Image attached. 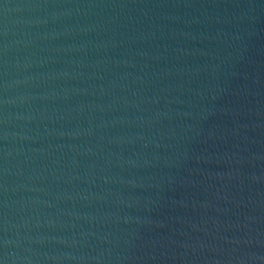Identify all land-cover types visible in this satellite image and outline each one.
<instances>
[{
  "label": "water",
  "instance_id": "obj_1",
  "mask_svg": "<svg viewBox=\"0 0 264 264\" xmlns=\"http://www.w3.org/2000/svg\"><path fill=\"white\" fill-rule=\"evenodd\" d=\"M0 264H264V0H0Z\"/></svg>",
  "mask_w": 264,
  "mask_h": 264
}]
</instances>
